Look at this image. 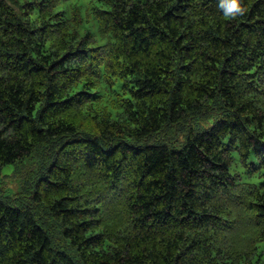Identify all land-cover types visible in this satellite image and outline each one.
<instances>
[{
  "label": "trees",
  "instance_id": "obj_1",
  "mask_svg": "<svg viewBox=\"0 0 264 264\" xmlns=\"http://www.w3.org/2000/svg\"><path fill=\"white\" fill-rule=\"evenodd\" d=\"M230 2L0 0V264H264V0Z\"/></svg>",
  "mask_w": 264,
  "mask_h": 264
},
{
  "label": "rangeland",
  "instance_id": "obj_2",
  "mask_svg": "<svg viewBox=\"0 0 264 264\" xmlns=\"http://www.w3.org/2000/svg\"><path fill=\"white\" fill-rule=\"evenodd\" d=\"M30 164L31 163H29V165ZM12 169L13 166L9 165V166H5L2 170V176L4 177L3 181H5V183L4 182L3 183H4V187L8 188L7 192L14 191L17 188L18 183L20 181V179H18V177L20 178L19 174L13 175Z\"/></svg>",
  "mask_w": 264,
  "mask_h": 264
},
{
  "label": "clouds",
  "instance_id": "obj_3",
  "mask_svg": "<svg viewBox=\"0 0 264 264\" xmlns=\"http://www.w3.org/2000/svg\"><path fill=\"white\" fill-rule=\"evenodd\" d=\"M223 6V4H222ZM244 11L242 7V0H231L229 3V6L227 8V13L230 14H236V13H242Z\"/></svg>",
  "mask_w": 264,
  "mask_h": 264
}]
</instances>
